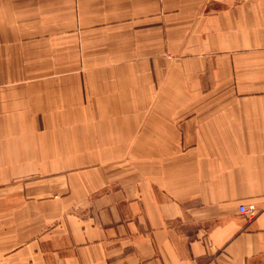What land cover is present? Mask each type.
I'll return each mask as SVG.
<instances>
[{
    "label": "crops",
    "instance_id": "0c3cea01",
    "mask_svg": "<svg viewBox=\"0 0 264 264\" xmlns=\"http://www.w3.org/2000/svg\"><path fill=\"white\" fill-rule=\"evenodd\" d=\"M0 264H264V0H0Z\"/></svg>",
    "mask_w": 264,
    "mask_h": 264
},
{
    "label": "built area",
    "instance_id": "2783aa9c",
    "mask_svg": "<svg viewBox=\"0 0 264 264\" xmlns=\"http://www.w3.org/2000/svg\"><path fill=\"white\" fill-rule=\"evenodd\" d=\"M238 210L240 213H245L246 215L249 216L255 210V206L254 204H249V205L240 204Z\"/></svg>",
    "mask_w": 264,
    "mask_h": 264
}]
</instances>
